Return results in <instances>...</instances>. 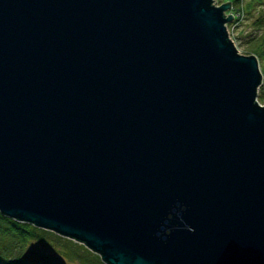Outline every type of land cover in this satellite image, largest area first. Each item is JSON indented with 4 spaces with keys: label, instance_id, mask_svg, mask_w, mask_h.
<instances>
[{
    "label": "water",
    "instance_id": "water-1",
    "mask_svg": "<svg viewBox=\"0 0 264 264\" xmlns=\"http://www.w3.org/2000/svg\"><path fill=\"white\" fill-rule=\"evenodd\" d=\"M229 7L0 0V214L105 264H264L262 74Z\"/></svg>",
    "mask_w": 264,
    "mask_h": 264
},
{
    "label": "trees",
    "instance_id": "trees-1",
    "mask_svg": "<svg viewBox=\"0 0 264 264\" xmlns=\"http://www.w3.org/2000/svg\"><path fill=\"white\" fill-rule=\"evenodd\" d=\"M222 1L217 0V3ZM231 3L241 11L240 18L244 15H250L256 5L262 4L263 1L246 0L243 2V0H231ZM255 20L260 33L256 38L249 39L250 46L246 49L254 53L256 57L264 58V13H260ZM260 99L264 100L262 97ZM30 242L39 243L52 249L56 252L58 258L65 259L67 263L105 264L98 255L77 242L0 214V264H29L21 261V249ZM41 259L40 264H65L64 262H58L57 258L50 259L48 256H42Z\"/></svg>",
    "mask_w": 264,
    "mask_h": 264
},
{
    "label": "rangeland",
    "instance_id": "rangeland-1",
    "mask_svg": "<svg viewBox=\"0 0 264 264\" xmlns=\"http://www.w3.org/2000/svg\"><path fill=\"white\" fill-rule=\"evenodd\" d=\"M225 1H229L230 7L224 11V15L226 16L228 13L232 15V19L226 22V29L229 38L232 40L239 53L255 55L246 48L250 46L249 39L256 38L260 33V29L257 27L255 19L259 17L260 13H264V0H262V4L256 5L250 15H244V17L240 18L241 11L231 3V0H223L220 3H217V0H214V3L219 5ZM245 1L246 0H243V2ZM237 18L239 19L235 22ZM257 61L262 76L261 83L257 87L256 101L259 104H264V100L260 99L261 97L264 99V58L257 57ZM42 256H48L50 259L57 258L58 262H64L65 264H78L77 262L67 263L65 259L58 258L55 251L46 248L39 243L30 242L21 249V261L24 263L40 264V262H42Z\"/></svg>",
    "mask_w": 264,
    "mask_h": 264
},
{
    "label": "clouds",
    "instance_id": "clouds-1",
    "mask_svg": "<svg viewBox=\"0 0 264 264\" xmlns=\"http://www.w3.org/2000/svg\"><path fill=\"white\" fill-rule=\"evenodd\" d=\"M189 231H190V232H191V231H194V229L189 228Z\"/></svg>",
    "mask_w": 264,
    "mask_h": 264
}]
</instances>
